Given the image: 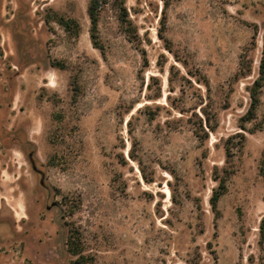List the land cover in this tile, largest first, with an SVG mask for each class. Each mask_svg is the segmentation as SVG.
<instances>
[{
  "label": "rangeland",
  "instance_id": "1",
  "mask_svg": "<svg viewBox=\"0 0 264 264\" xmlns=\"http://www.w3.org/2000/svg\"><path fill=\"white\" fill-rule=\"evenodd\" d=\"M90 1L0 0V264H264V0Z\"/></svg>",
  "mask_w": 264,
  "mask_h": 264
},
{
  "label": "trees",
  "instance_id": "2",
  "mask_svg": "<svg viewBox=\"0 0 264 264\" xmlns=\"http://www.w3.org/2000/svg\"><path fill=\"white\" fill-rule=\"evenodd\" d=\"M106 2L107 0H91L90 1L88 13H89V17H90L91 24H92L91 34H92V38L94 39L96 37V33L98 30L99 16ZM166 5H167V2H166ZM64 25L68 29L71 28V21H67L66 23L64 22ZM165 27H166V15L164 13V16L162 18V29H165ZM53 66L55 68H58L60 65H58V63H53ZM263 87H264V56H263L262 63H261L260 77L255 81L253 87L249 89L252 101H251L250 108L247 114L243 117L242 121L250 122L256 118V110L260 102L259 95ZM244 128L245 127L242 126V129ZM242 137L245 138L244 136ZM262 174L264 175V168H262ZM226 191H227L226 183L224 180L221 179L219 181L218 188L213 191V196L211 198V204H212L214 211H217V204L220 198L225 195ZM261 232H262V240L264 241V219L262 220V223H261ZM70 234H71L70 240L68 242L69 252L77 256L80 253L79 251L74 250V248H78V246L74 245L75 239L73 237V232L70 231ZM87 262H88L87 258H85L84 256H79V258L75 260L72 264H86Z\"/></svg>",
  "mask_w": 264,
  "mask_h": 264
},
{
  "label": "bare ground",
  "instance_id": "3",
  "mask_svg": "<svg viewBox=\"0 0 264 264\" xmlns=\"http://www.w3.org/2000/svg\"><path fill=\"white\" fill-rule=\"evenodd\" d=\"M166 192H168V191H166Z\"/></svg>",
  "mask_w": 264,
  "mask_h": 264
}]
</instances>
